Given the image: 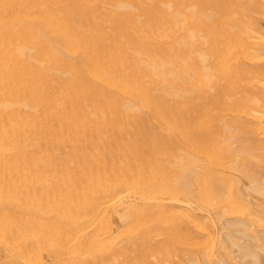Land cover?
I'll use <instances>...</instances> for the list:
<instances>
[{
  "label": "bare ground",
  "instance_id": "bare-ground-1",
  "mask_svg": "<svg viewBox=\"0 0 264 264\" xmlns=\"http://www.w3.org/2000/svg\"><path fill=\"white\" fill-rule=\"evenodd\" d=\"M262 22L264 0H0V264H203L218 216L263 222L240 188Z\"/></svg>",
  "mask_w": 264,
  "mask_h": 264
},
{
  "label": "rangeland",
  "instance_id": "rangeland-1",
  "mask_svg": "<svg viewBox=\"0 0 264 264\" xmlns=\"http://www.w3.org/2000/svg\"><path fill=\"white\" fill-rule=\"evenodd\" d=\"M263 26H264V22H262L260 24V27H263ZM252 173L253 172L251 171L249 173V175L256 179V184L259 180L256 178L255 175L259 174V176H257V177L258 178L261 177V179L259 178L260 182L262 179H264L263 178L264 173L261 174L262 172L257 171V170H255L253 175H252ZM244 175L247 177V180H248V178H250L249 175L248 176L246 174H244ZM246 177H245V179H246ZM245 179H243L242 184H241V182L240 183L238 182L239 183L238 187H240V184H241L240 188L243 192V196H244L245 200L250 201L253 204L254 213L256 211V213L258 214L257 215L255 213L257 215V217L259 216L260 218L259 217L258 218L263 221L264 220V204H261V202L263 203V201H264V198H262L264 195L257 194V192L259 193L258 190L264 189L263 188V186H264L263 181L264 180L261 182V184L263 183L261 185L262 187L256 185L258 190H255V188H256L255 184H253L254 188H252L253 185L251 184V180H249L250 182H248ZM240 181H242V180H240ZM243 185H244V187H243ZM248 185L251 186V189L248 188ZM250 190L252 192H250ZM255 191H257V192H255ZM262 192H264V191L262 190L260 193H262ZM250 196L251 197L253 196V197L251 198ZM260 196H262V197H260ZM257 202H259L262 206L258 205L259 203L256 204ZM256 215H254V216H256ZM259 224H260V226H259ZM216 230L220 234V238L217 237L218 238L217 239L215 237L216 239H214L212 241L213 243L211 242V244L214 245V249L211 250L209 256L206 259H203L204 260L203 264H230V263L231 264H234V263L235 264H264V246H263L264 245V221L261 223L257 222V224H256V223H252V221H250V220L248 221V219H246L245 217H234V216H226V215L218 216V218L216 220ZM217 240L218 241L222 240L223 246L225 247L224 253H225L226 257L230 259V261H227L225 263L224 260H222V258L220 257L221 253L219 252V242ZM211 253L213 256L211 255ZM186 260H187V262H185V264H197L194 260L193 261L192 260L190 261L188 259H186Z\"/></svg>",
  "mask_w": 264,
  "mask_h": 264
}]
</instances>
